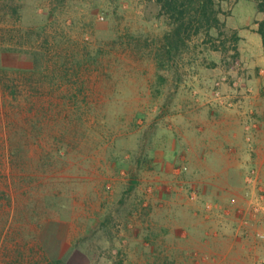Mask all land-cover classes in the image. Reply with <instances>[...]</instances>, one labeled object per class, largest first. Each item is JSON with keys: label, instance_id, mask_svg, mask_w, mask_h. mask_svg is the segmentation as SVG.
I'll list each match as a JSON object with an SVG mask.
<instances>
[{"label": "rangeland", "instance_id": "obj_1", "mask_svg": "<svg viewBox=\"0 0 264 264\" xmlns=\"http://www.w3.org/2000/svg\"><path fill=\"white\" fill-rule=\"evenodd\" d=\"M257 1L214 0L159 83L153 1L0 0V264H264V166L217 148V106L264 81Z\"/></svg>", "mask_w": 264, "mask_h": 264}, {"label": "crops", "instance_id": "obj_2", "mask_svg": "<svg viewBox=\"0 0 264 264\" xmlns=\"http://www.w3.org/2000/svg\"><path fill=\"white\" fill-rule=\"evenodd\" d=\"M250 4L251 9L249 15L246 20H243L240 26L242 28L244 27L243 29L245 30L243 31H247V27L254 23L253 26H250L249 30L253 29L252 35L263 41L261 35L258 33V23L263 20L264 13L257 10V4ZM239 6L240 2L235 7L234 15L236 16H238L240 12V10L237 9ZM260 14H262V16L259 18V21L254 22V18L257 15L260 16ZM249 73L250 71H247V74ZM253 78L254 75H252V79ZM243 93L245 94L242 97H238L237 95L227 97L228 100L232 101L231 108L217 106V148L225 151H234L232 161L223 163L227 164L223 167L239 168L242 166V163L250 164L252 161L259 162L262 167L264 166V81L247 80V85L243 86ZM254 116L261 121V124L260 129L256 131L254 136L256 154L253 159L248 154V152H250L249 146L251 145L247 143L248 139H246L243 126ZM219 144L221 146H219Z\"/></svg>", "mask_w": 264, "mask_h": 264}, {"label": "trees", "instance_id": "obj_3", "mask_svg": "<svg viewBox=\"0 0 264 264\" xmlns=\"http://www.w3.org/2000/svg\"><path fill=\"white\" fill-rule=\"evenodd\" d=\"M163 9L169 17L173 19L176 27L174 28L175 42L168 43L166 49L163 48L166 61L159 60V83L166 81L161 70L165 68V64L173 59L172 51L178 49V45L183 43V36H189L190 31L198 33L201 28H211L217 23V15L214 11V0H151ZM257 10L264 13V0L257 1ZM258 33L264 41V18L258 23ZM59 262V261H58ZM52 264V263H50Z\"/></svg>", "mask_w": 264, "mask_h": 264}]
</instances>
